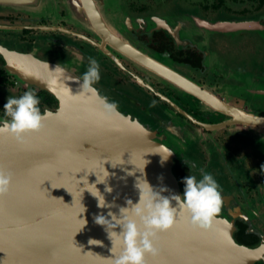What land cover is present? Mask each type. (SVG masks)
<instances>
[{
	"label": "water",
	"instance_id": "1",
	"mask_svg": "<svg viewBox=\"0 0 264 264\" xmlns=\"http://www.w3.org/2000/svg\"><path fill=\"white\" fill-rule=\"evenodd\" d=\"M53 4L57 0H0L1 7L31 13L48 10ZM65 4L75 21L98 32L105 43L121 49L172 87L213 106L226 107L224 112L234 120L264 128V116L231 110L178 70L136 48L111 21L108 1L65 0ZM192 21L215 32L247 30L255 25L200 17ZM190 24L189 19L171 23L154 17V30L174 35ZM4 55L13 72L54 95L59 107L48 110L42 129L22 142L0 135V169L12 173L9 192L0 195V264H112L123 249L122 240H111L108 231L113 229L96 223V218L111 219L109 211L119 216V208L127 206V200L136 203L140 194L136 184L145 180L156 190L167 188L162 195L182 196L175 172L178 157L163 134L179 136L180 143L187 145L198 132L181 122L152 130L117 106L109 107L114 104L95 88L82 91V80L72 69L20 52L7 50ZM164 149L173 152L166 161L157 154ZM96 181L106 203L113 207H99L97 198L87 191L95 192L90 184ZM234 231L230 220L217 214L205 226L194 227L177 205L175 224L159 234L155 243L158 254L146 255V264H255L264 258V246L241 245Z\"/></svg>",
	"mask_w": 264,
	"mask_h": 264
},
{
	"label": "flooded vegetation",
	"instance_id": "2",
	"mask_svg": "<svg viewBox=\"0 0 264 264\" xmlns=\"http://www.w3.org/2000/svg\"><path fill=\"white\" fill-rule=\"evenodd\" d=\"M106 1L111 21L136 48L178 70L231 110L264 116L252 112L244 95L230 94L231 100L227 99L225 94L229 90L225 83L234 72L225 62L221 66L215 60L210 62L211 65L208 63L207 51L198 46L199 36L193 38L183 35L182 31L174 35L163 29L154 30V17L158 16L154 0ZM239 4L242 7L236 14L241 17L228 21L255 23L245 30L242 36L246 38L236 42L244 45L247 34L264 32V0H246ZM222 6L219 2L215 10ZM221 33L218 35L226 37L224 32ZM249 45L246 44L250 48ZM7 50L34 55L43 61L70 68L81 80L89 67V58L95 59L100 65V80L92 87L123 113L152 130L169 127L175 122L192 126L198 132L196 140L200 146L189 153L185 161L177 158L175 164L183 191L184 177L194 175L200 179L203 172L212 174L222 197L217 215L227 217L233 224L235 240L251 248L264 246L263 127L240 122L237 118L234 120L233 115L224 112L226 107L220 105L215 109L207 100L172 87L121 49L105 43L98 32L75 21L65 0H57V5L38 13L0 6V122L8 119L3 110L7 98H18L26 91L34 92L40 98L42 112L56 111L59 107L54 95L12 71L4 55ZM251 50V53L257 52L254 48ZM260 53L264 58V51ZM258 66L255 71L247 67L243 72L251 80L259 79V73L264 71L263 59ZM245 83L249 87L247 80ZM127 87H133L135 92ZM247 92L264 96V89L252 92L248 89ZM144 97L156 104L155 108L151 106L153 110L144 102ZM141 111L145 112V120L137 114ZM147 111L154 114H147ZM147 122H153V126ZM222 179L227 181L224 185ZM226 183L231 186L226 188ZM255 264H264V258Z\"/></svg>",
	"mask_w": 264,
	"mask_h": 264
},
{
	"label": "clouds",
	"instance_id": "3",
	"mask_svg": "<svg viewBox=\"0 0 264 264\" xmlns=\"http://www.w3.org/2000/svg\"><path fill=\"white\" fill-rule=\"evenodd\" d=\"M56 68L54 71H57ZM100 80V65L92 58H89V67L83 75L82 91H88ZM40 98L32 91H26L20 97H8L3 106L7 120L0 122V135L8 134L17 141L22 142L24 138L34 132H39L43 127V121L48 115L40 108ZM109 107H115L110 105ZM172 151L164 149L157 152L162 161H166L172 155ZM12 182V173L0 169V195L9 192ZM183 195L172 194L165 196L163 192L167 188L156 190L146 180L143 184H136L139 190V199L136 203L127 200L125 207L119 208V216L108 212V217L100 215L96 223L109 227V237L122 240L123 249L112 261V264H146L145 256L158 254L155 246L159 234L168 231L176 222L177 205L179 209L186 212L189 223L192 226L203 227L220 211L222 202L219 185L212 174L203 172L202 178L197 179L194 175L183 178ZM96 183L95 192L89 193L98 200L101 208H110L105 201L104 195L98 190ZM104 183V182H99ZM105 191L110 192V188ZM175 202V206L173 204ZM119 229V231H117Z\"/></svg>",
	"mask_w": 264,
	"mask_h": 264
},
{
	"label": "rangeland",
	"instance_id": "4",
	"mask_svg": "<svg viewBox=\"0 0 264 264\" xmlns=\"http://www.w3.org/2000/svg\"><path fill=\"white\" fill-rule=\"evenodd\" d=\"M219 2L223 4V6L221 9L215 10L216 4ZM240 2L244 3L246 0H154V10L157 12L158 17L166 18L171 23L177 19H189L191 24L189 27L185 26V28L181 30L182 34L193 38L199 36L197 38L198 46L200 48L204 47L203 49L207 51L209 56L208 63L210 64L211 61L215 60L218 65L221 66V63L223 64L225 62L230 67L228 69H231V71L234 72V74L231 75V79L225 83L227 90H229V92L225 94V96L228 97L227 99L231 100L229 97L230 94L244 95L248 99L252 112L264 114V96L247 92L248 89L250 92L256 89H264V80L261 79V77H264V71L259 73L260 78L256 80H251L250 76L245 75V72H243L247 67L248 70L253 71L257 70V68L259 69L258 63L262 59L264 60L260 53V51H264V32L257 31L256 33L247 34L246 44H251L249 45V48L246 44L238 45L236 43L239 40L241 41V38H246L242 36L245 33V30L224 32L226 35V37H224V35H218L222 34L221 32L200 28L194 25V22L192 21L193 17H200L213 22L240 18L241 16L236 14V11L242 7V4H239ZM204 38H206V40H204ZM220 42L222 43L218 46ZM251 48L256 49L257 52L251 53ZM245 80L249 82V87L246 83L244 84ZM127 90L134 91V88L127 87ZM144 99L146 100H144V102L150 105V110H153L151 106L154 105L155 108L156 104H153L152 100L149 98L147 99L144 97ZM146 113L150 115L154 114L153 111H147ZM137 114L141 119H144L143 115L145 112L141 111ZM147 123L153 126V122ZM167 128L168 127H165L161 130ZM163 135H165L164 142L169 144V146L175 150L177 157L183 161H185L189 153H193V151H196L200 146L198 145L199 141L196 140L197 136H193L194 139L186 145L184 142L180 143L181 137L179 136L172 134L167 135V133ZM221 181L222 185H224V182H227L223 179ZM226 186V188H229L231 184L226 183Z\"/></svg>",
	"mask_w": 264,
	"mask_h": 264
},
{
	"label": "bare ground",
	"instance_id": "5",
	"mask_svg": "<svg viewBox=\"0 0 264 264\" xmlns=\"http://www.w3.org/2000/svg\"><path fill=\"white\" fill-rule=\"evenodd\" d=\"M210 105H211V104H210ZM211 106H212V107H216V108L218 107V105H215V106L211 105Z\"/></svg>",
	"mask_w": 264,
	"mask_h": 264
},
{
	"label": "trees",
	"instance_id": "6",
	"mask_svg": "<svg viewBox=\"0 0 264 264\" xmlns=\"http://www.w3.org/2000/svg\"><path fill=\"white\" fill-rule=\"evenodd\" d=\"M182 123V122H181ZM187 125H189V124H187Z\"/></svg>",
	"mask_w": 264,
	"mask_h": 264
}]
</instances>
